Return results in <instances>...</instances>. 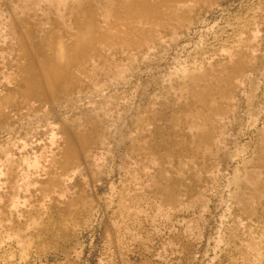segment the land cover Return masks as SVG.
I'll return each instance as SVG.
<instances>
[{"label": "rangeland", "instance_id": "rangeland-1", "mask_svg": "<svg viewBox=\"0 0 264 264\" xmlns=\"http://www.w3.org/2000/svg\"><path fill=\"white\" fill-rule=\"evenodd\" d=\"M151 2L0 0V264H264V0Z\"/></svg>", "mask_w": 264, "mask_h": 264}, {"label": "bare ground", "instance_id": "bare-ground-1", "mask_svg": "<svg viewBox=\"0 0 264 264\" xmlns=\"http://www.w3.org/2000/svg\"><path fill=\"white\" fill-rule=\"evenodd\" d=\"M142 1V0H141ZM173 1H176V0H154V2H151V4H145V5H142L141 7H139V8H132V13L133 14H135V13H138V12H141V13H143V14H146V15H151V16H155V14H158L159 12H160V9H161V6L162 5H167L168 3H170V2H173ZM139 2V1H138ZM122 3V2H121ZM127 3V2H126ZM133 3V2H132ZM135 3H137V2H135ZM131 5V4H130ZM115 6V5H114ZM126 6H127V4H126ZM133 6H134V4H133ZM122 7V6H121ZM124 7V6H123ZM119 8V7H118ZM128 8V7H127ZM123 9V8H122ZM130 9V8H129ZM82 11V10H81ZM129 12V11H128ZM132 13H131V15H132ZM141 17V16H140ZM139 17V18H140ZM149 17V16H148ZM151 19V18H150ZM151 20H153V19H151ZM256 58H258V57H256ZM261 58V57H260ZM241 60V59H240ZM241 62H243V61H241ZM246 62H247V60H246ZM233 63V62H232ZM227 64V63H226ZM244 64V63H243ZM243 64H241V66H243ZM246 64V63H245ZM234 67V66H233ZM236 67V66H235ZM256 69V68H255ZM206 71V70H205ZM208 71V70H207ZM191 72V71H190ZM243 73V72H242ZM58 74H60V73H56V74H52L51 75V77H52V80H54L55 78H58L60 75H58ZM187 74H189V73H187ZM228 74V73H227ZM58 75V76H57ZM240 75V74H239ZM54 76V77H53ZM213 76V75H212ZM231 78V77H230ZM235 78V77H234ZM241 78H243L242 76H241ZM191 80H193V79H191ZM234 81V80H233ZM232 81V82H233ZM239 81H241V80H239ZM214 82V81H213ZM246 84V83H245ZM210 85V84H209ZM217 85V84H216ZM221 85V84H220ZM233 85V84H232ZM242 85V84H241ZM226 86H228V85H226ZM234 86V85H233ZM236 86V85H235ZM219 87V86H218ZM221 87V86H220ZM240 87V86H239ZM250 87H252V86H250ZM27 88V87H26ZM234 88V87H233ZM39 89V88H38ZM40 90V89H39ZM234 90V89H233ZM40 91H42V90H40ZM223 91V90H222ZM235 91V90H234ZM262 91V90H261ZM217 92H218V89H217ZM263 92V91H262ZM248 93V92H247ZM249 93H251V92H249ZM229 94V93H228ZM227 94V95H228ZM230 95V94H229ZM46 96V95H45ZM208 96V95H207ZM212 96V95H211ZM264 96V95H263ZM233 97V96H232ZM256 99V98H255ZM206 100V99H205ZM259 101V100H258ZM205 102V101H204ZM248 102V101H247ZM246 103V102H245ZM253 103V102H252ZM208 104V103H207ZM247 104V103H246ZM249 104H250V102H249ZM235 106V105H234ZM203 107V106H202ZM209 107V106H208ZM250 108V107H249ZM203 117V116H202ZM201 117V118H202ZM202 136V135H201ZM201 138V137H200ZM203 142V141H202ZM84 144H85V142H84ZM78 148V147H77ZM68 149V148H67ZM70 152V151H69ZM68 160V159H67Z\"/></svg>", "mask_w": 264, "mask_h": 264}]
</instances>
